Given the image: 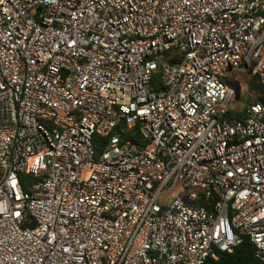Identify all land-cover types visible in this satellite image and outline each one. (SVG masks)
Instances as JSON below:
<instances>
[{
    "label": "built area",
    "instance_id": "2783aa9c",
    "mask_svg": "<svg viewBox=\"0 0 264 264\" xmlns=\"http://www.w3.org/2000/svg\"><path fill=\"white\" fill-rule=\"evenodd\" d=\"M241 75L264 91V0H0V264H204L244 239L264 264Z\"/></svg>",
    "mask_w": 264,
    "mask_h": 264
},
{
    "label": "trees",
    "instance_id": "16d2710c",
    "mask_svg": "<svg viewBox=\"0 0 264 264\" xmlns=\"http://www.w3.org/2000/svg\"><path fill=\"white\" fill-rule=\"evenodd\" d=\"M174 60L168 62L169 65L174 64ZM151 87L154 91L162 89L160 74L156 73L151 80ZM246 91L252 95H255L258 100H264V91L262 90L261 84L257 77H252L246 82ZM246 109L242 112H228L226 119H240L244 117ZM93 143L96 154L99 155L104 147L105 140L94 136ZM204 264H261V262L255 257V251L251 243L244 239L242 244L237 246L233 253H218L217 260L208 258Z\"/></svg>",
    "mask_w": 264,
    "mask_h": 264
},
{
    "label": "rangeland",
    "instance_id": "374dc122",
    "mask_svg": "<svg viewBox=\"0 0 264 264\" xmlns=\"http://www.w3.org/2000/svg\"><path fill=\"white\" fill-rule=\"evenodd\" d=\"M237 77L236 74H231L230 76L227 77V81L233 80ZM240 82V96L236 101H232L229 105L231 112H242L247 106L252 104L253 102L257 101V98L255 95H252L251 93L249 94L246 91V82L248 79L246 78L245 75H241V78L238 79ZM179 192V188H176L173 192L169 193L167 196L171 197L173 194L175 195L176 193Z\"/></svg>",
    "mask_w": 264,
    "mask_h": 264
},
{
    "label": "water",
    "instance_id": "95a60500",
    "mask_svg": "<svg viewBox=\"0 0 264 264\" xmlns=\"http://www.w3.org/2000/svg\"><path fill=\"white\" fill-rule=\"evenodd\" d=\"M238 91H240V87H238Z\"/></svg>",
    "mask_w": 264,
    "mask_h": 264
}]
</instances>
